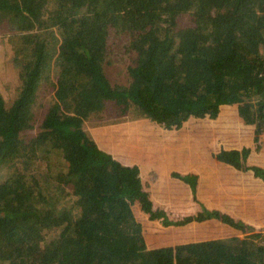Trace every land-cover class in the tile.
<instances>
[{"label":"trees","instance_id":"1","mask_svg":"<svg viewBox=\"0 0 264 264\" xmlns=\"http://www.w3.org/2000/svg\"><path fill=\"white\" fill-rule=\"evenodd\" d=\"M0 34L19 80L0 88V264H264V238L149 249L148 192L104 137L127 116L264 113V0H0Z\"/></svg>","mask_w":264,"mask_h":264},{"label":"rangeland","instance_id":"2","mask_svg":"<svg viewBox=\"0 0 264 264\" xmlns=\"http://www.w3.org/2000/svg\"><path fill=\"white\" fill-rule=\"evenodd\" d=\"M12 38L13 34H0V88L8 102L19 83ZM49 93L48 88L39 93L40 112ZM123 119L145 126L154 140L143 136L141 127L124 125L114 135L104 136L106 143H111L119 162L142 170L145 185L151 187L158 174L156 196L167 200H139L132 205L149 249L217 239L262 241L264 113L259 100L222 105L216 113L191 117L176 129L141 117ZM111 123L104 126L108 131L114 127ZM38 125L36 121L27 134L35 133ZM184 144L186 149H181ZM189 166L192 169L187 170ZM9 170L0 168V181ZM147 203L153 208L148 209Z\"/></svg>","mask_w":264,"mask_h":264},{"label":"crops","instance_id":"3","mask_svg":"<svg viewBox=\"0 0 264 264\" xmlns=\"http://www.w3.org/2000/svg\"><path fill=\"white\" fill-rule=\"evenodd\" d=\"M141 118H143V117H141ZM147 119V118H146ZM149 121H151L150 119H148ZM125 124L126 125H131L132 127H134V128H136V127H142L143 129H145V126H136L135 124H134V122H133V120H126L125 119ZM121 127H123V126H118V129L119 128H121ZM146 127H148V126H146ZM114 127H113V129L112 130H109V132L111 133V135H114ZM263 141V140H262ZM110 145V149H111V151H113L112 150V145L111 144H109ZM114 153V152H113ZM115 155V154H114ZM117 158V157H116ZM125 165H128V164H125ZM176 167H177V165L175 166V169L173 170V171H175V170H177L176 169ZM189 169H192V167H190L189 166V168L187 169V170H189ZM142 171V170H141ZM141 171H139V178H140V180H141V185L143 186V192L146 190L147 192H148V199L150 200V201H155V202H160V201H167L166 199H162V198H158L157 196H156V192H155V187H160L158 184L159 183H161V179H159V176H158V174L156 175V179H155V183H153V185L151 186V187H149V185H145L143 182H145L147 179H146V177L144 176V175H141ZM264 174V173H263ZM170 178H172V175L169 177V179ZM147 184V183H146ZM164 197H165V195H164ZM159 204L160 203H157L156 205L157 206H159ZM134 206V205H133ZM173 206V204H168L167 205V207H172Z\"/></svg>","mask_w":264,"mask_h":264}]
</instances>
